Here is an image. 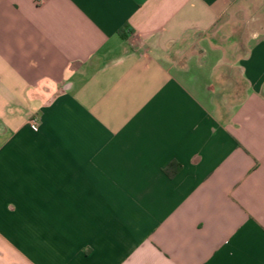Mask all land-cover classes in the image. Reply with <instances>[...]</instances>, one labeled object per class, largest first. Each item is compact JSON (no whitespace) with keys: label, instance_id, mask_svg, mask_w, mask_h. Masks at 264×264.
Segmentation results:
<instances>
[{"label":"crops","instance_id":"obj_1","mask_svg":"<svg viewBox=\"0 0 264 264\" xmlns=\"http://www.w3.org/2000/svg\"><path fill=\"white\" fill-rule=\"evenodd\" d=\"M231 2L0 0V264H264V33L221 35Z\"/></svg>","mask_w":264,"mask_h":264},{"label":"rangeland","instance_id":"obj_2","mask_svg":"<svg viewBox=\"0 0 264 264\" xmlns=\"http://www.w3.org/2000/svg\"><path fill=\"white\" fill-rule=\"evenodd\" d=\"M218 28L221 35L239 37L249 47L257 32L264 33V0H232L230 11L222 17Z\"/></svg>","mask_w":264,"mask_h":264},{"label":"built area","instance_id":"obj_3","mask_svg":"<svg viewBox=\"0 0 264 264\" xmlns=\"http://www.w3.org/2000/svg\"><path fill=\"white\" fill-rule=\"evenodd\" d=\"M29 126L33 131H37L38 127H39V120L37 117H33L30 122H29Z\"/></svg>","mask_w":264,"mask_h":264},{"label":"trees","instance_id":"obj_4","mask_svg":"<svg viewBox=\"0 0 264 264\" xmlns=\"http://www.w3.org/2000/svg\"><path fill=\"white\" fill-rule=\"evenodd\" d=\"M119 34H120L121 37L125 38V36L121 32H119Z\"/></svg>","mask_w":264,"mask_h":264}]
</instances>
